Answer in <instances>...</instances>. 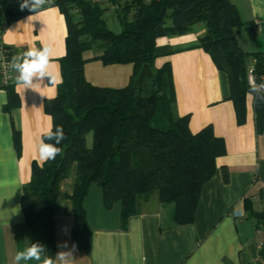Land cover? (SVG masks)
I'll return each instance as SVG.
<instances>
[{"label": "trees", "instance_id": "16d2710c", "mask_svg": "<svg viewBox=\"0 0 264 264\" xmlns=\"http://www.w3.org/2000/svg\"><path fill=\"white\" fill-rule=\"evenodd\" d=\"M22 1V0H16ZM15 0H0V36L4 26L29 10L13 8ZM115 8L118 27L111 28L105 9L96 0H51L64 14L67 34L65 54L60 58L62 80L57 94L44 100V110L52 125L62 126L65 139L61 154L43 165L33 162L30 180L23 186L20 206L28 227L41 226L47 256L54 259V209L60 182L75 168L72 193V236L79 249L90 252L91 232L86 222L83 201L91 184L102 190L103 205L121 203L122 227L139 213V200L156 193L158 202L173 203L174 220H193L202 185L216 171V157L225 152L224 141L210 125L196 133L188 127L189 116L175 110L170 65L153 67L156 39L182 34L201 25L198 46L207 52L217 69L227 75L230 98L236 118H245L249 90L246 58L252 56L257 67L261 53L244 52L237 31L244 24L231 0H107ZM7 58L22 54V49L2 44ZM99 52L93 58L104 64L133 65L130 82L123 88L92 85L84 76L83 53ZM143 63H149L155 78L147 77L135 85ZM12 79L0 88L8 93L4 110L18 105ZM147 79V80H145ZM256 133L264 130V103L253 99ZM53 130L54 127H53ZM91 133L92 144L87 146ZM54 143V141H46ZM223 179L228 181L226 168ZM246 215L264 229V206L254 208L244 199ZM260 255L264 257V248Z\"/></svg>", "mask_w": 264, "mask_h": 264}, {"label": "crops", "instance_id": "0c3cea01", "mask_svg": "<svg viewBox=\"0 0 264 264\" xmlns=\"http://www.w3.org/2000/svg\"><path fill=\"white\" fill-rule=\"evenodd\" d=\"M96 1L105 9V16L114 17L107 0ZM231 1L252 35L251 43L246 44L240 42V34L237 36L241 49L250 54L261 53L264 0ZM21 2L15 0L13 8L21 10ZM203 32L204 28L197 25L182 34L158 37L153 61L154 68L170 65L175 110L179 116H189V130L196 133L210 125L213 133L224 141L225 152L216 157V171L201 187L193 220L176 222L174 204L157 202L152 208L130 216L122 227L121 203L117 201L111 208H105L102 190L93 183L83 201L91 232L90 252L84 253L72 236L73 206L68 196L73 190V167L60 182L56 195L54 259L58 252L75 245L73 264H251L264 248V229L256 227L244 207L245 198L256 209L264 206V130L256 133L253 98L248 95L245 118L241 123L237 121L227 75L198 46ZM66 34L64 14L50 3L38 13L27 12L10 21L1 34L2 44L21 48L23 52L32 46H50L51 71L58 81L49 84L48 78H44L41 87L33 89L18 88L14 81L12 88L18 96V105L10 110L3 109L9 97L0 88V264H16V254L32 243L39 242L46 248L42 227L25 225L20 198L23 186L30 180L31 165L37 160L42 133L52 124L51 116L44 110V100L56 96L62 80L60 58L65 54ZM98 53L93 50L83 53L86 80L99 87L127 86L133 65L104 64L93 58ZM222 168L227 170V182ZM65 243L67 247H63ZM27 264L38 262L32 260Z\"/></svg>", "mask_w": 264, "mask_h": 264}, {"label": "clouds", "instance_id": "9594fccd", "mask_svg": "<svg viewBox=\"0 0 264 264\" xmlns=\"http://www.w3.org/2000/svg\"><path fill=\"white\" fill-rule=\"evenodd\" d=\"M51 3V0H22L20 9H28L30 12L38 13L46 4ZM30 16L28 19H31ZM52 49L48 45H42L40 48L35 46L29 47L27 51L23 52L18 57H13L11 61V68L16 73L15 83L18 88L33 89L35 86L41 87L44 78H48L49 84L58 81L57 75L51 71ZM48 84V85H49ZM247 95L254 100H259L264 103V81L256 83L253 78H249V90ZM53 127L55 130H53ZM63 127L50 124L48 128L42 133L41 139L37 145V164L54 160L57 155L61 154L62 148L58 147L65 139ZM54 141V143L46 142ZM11 198V197H10ZM9 198V199H10ZM2 202V201H0ZM63 247H67L65 243ZM45 246L39 242L32 243L23 251H19L15 256L16 264H27L28 261L35 260L38 264H73V251H60L53 259L45 255Z\"/></svg>", "mask_w": 264, "mask_h": 264}, {"label": "built area", "instance_id": "2783aa9c", "mask_svg": "<svg viewBox=\"0 0 264 264\" xmlns=\"http://www.w3.org/2000/svg\"><path fill=\"white\" fill-rule=\"evenodd\" d=\"M7 50L2 47L1 36H0V76L2 83H8L12 79V68L11 60L6 56ZM262 64L258 68L255 59H252L246 67L247 82L249 85V78H253L256 83L264 81V49L261 52ZM259 246L262 247L263 243L260 242ZM251 264H264V257L260 254L257 256L255 261Z\"/></svg>", "mask_w": 264, "mask_h": 264}, {"label": "rangeland", "instance_id": "374dc122", "mask_svg": "<svg viewBox=\"0 0 264 264\" xmlns=\"http://www.w3.org/2000/svg\"><path fill=\"white\" fill-rule=\"evenodd\" d=\"M14 7H16V5ZM114 10H115V8H113V13H112V15L114 17H109V15H106V20L108 22V25L111 28L118 27L117 18H116V14H115ZM250 32H251L250 31V27L248 25H242L241 28L237 31L236 35L239 36V34H240V42L241 43L244 42V44H246V42H248V41L251 43L252 35L250 34ZM246 47L247 46H245L244 49H246ZM250 61H251V57L248 56L246 58L247 64H249ZM145 80H147V79H145ZM91 144H92V135H91V133H89L87 135V146L90 147ZM157 202H158V200H157L156 193L152 194L150 197L142 198V199L139 200V210L150 209Z\"/></svg>", "mask_w": 264, "mask_h": 264}, {"label": "water", "instance_id": "95a60500", "mask_svg": "<svg viewBox=\"0 0 264 264\" xmlns=\"http://www.w3.org/2000/svg\"><path fill=\"white\" fill-rule=\"evenodd\" d=\"M144 76L150 80V83L152 86H155L156 81H155V78L153 77V72L151 70L149 63H143L142 66L140 67V70L134 82L135 85H138Z\"/></svg>", "mask_w": 264, "mask_h": 264}]
</instances>
